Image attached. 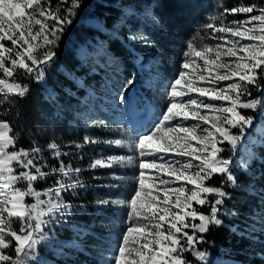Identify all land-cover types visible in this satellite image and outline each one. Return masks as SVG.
Instances as JSON below:
<instances>
[{
    "label": "snow or ice",
    "instance_id": "snow-or-ice-1",
    "mask_svg": "<svg viewBox=\"0 0 264 264\" xmlns=\"http://www.w3.org/2000/svg\"><path fill=\"white\" fill-rule=\"evenodd\" d=\"M70 2L67 14L61 15L52 9L51 0H0V103L29 94L18 76L44 79L45 67L55 57L52 49L81 5V0ZM229 14L245 18L226 23ZM209 19L205 28L215 43L188 45L184 70L168 86L166 111L149 132L134 139L103 141L84 136L83 143L75 145L104 143L134 154L97 158L89 165L93 170L138 168L136 188L128 199L97 201L101 207L128 210V227L110 264H193L188 255L198 264H211L208 253L197 246L212 227L223 226L220 206L229 197L223 183L239 184L233 159L221 155L226 150L222 145L235 153L254 126V116L241 109L264 116V6L225 7L220 16ZM133 84L129 79L125 87ZM251 89L259 95L254 97ZM121 101L125 102L124 96ZM92 123L106 128L103 121ZM13 132L10 121L0 119V264H30L37 246L47 239L44 229L58 219L57 214L72 210L65 193H75L85 184L78 179L83 170L61 159L68 153L57 143L47 145L51 158L58 161L49 171L42 148H17ZM56 175L61 179L54 181V187L36 190L37 182ZM215 176L221 177V186L207 183ZM208 196L215 197L210 215L194 207L205 206ZM29 197L34 202H28ZM230 215L235 218L237 212ZM16 222L19 230L13 227Z\"/></svg>",
    "mask_w": 264,
    "mask_h": 264
},
{
    "label": "rangeland",
    "instance_id": "rangeland-1",
    "mask_svg": "<svg viewBox=\"0 0 264 264\" xmlns=\"http://www.w3.org/2000/svg\"><path fill=\"white\" fill-rule=\"evenodd\" d=\"M208 3H213L207 0ZM255 4L264 6V0H253ZM138 5L139 2H136ZM233 3L226 2V6H230ZM52 9L60 10L61 15H66L67 10L71 8V2H64V0H51ZM137 7V6H136ZM151 8V7H150ZM224 7L217 5L214 9L210 10L208 16L203 17L201 25L195 27V33L190 38L188 45L192 44L194 47L199 48L205 43H215L208 39L211 34V30L206 29L205 25L210 21V17L220 16ZM87 11L81 4L76 10V16L73 19V23L69 25L64 31L61 39L57 42L56 46L52 49L57 54V50L67 42L71 31L75 26L93 27L98 28L99 22L95 18H88L86 16ZM256 14V13H253ZM155 15L145 10L138 12L135 6L132 8L130 5H125L119 14V18L114 23L112 31H115L122 26H125V32L127 35V41L136 44V48L141 50L146 57V61L138 60L139 68L143 73L138 76L135 75L132 63L130 59H116L111 53L105 50L102 44L96 45L91 50V63L98 66L102 71L101 78H91L87 84L86 92L84 93L81 102L83 107L80 110L77 123L80 129L77 131V135L73 136L74 142L69 145L61 144L60 150L67 152V156L61 157L66 163L71 164L74 168L79 167L83 171L79 174L78 179L81 180L85 187L77 189L75 193H65L66 202L72 205V210L66 215L57 214L58 219L53 221L48 228L44 229V233L47 239L43 241L37 247L46 244L53 243L56 247L58 245H65L67 247L76 245V242L86 233H92L93 236L100 238L98 245H91L89 250L85 253H91L97 258L98 264H110L112 256L115 254V250L118 249L122 240V235L128 227L127 209L118 206L101 207L97 201L101 199L116 200V199H128L136 188V174L138 168L133 165L127 168L115 167L113 169H91L90 163L97 158H102L110 155H134L128 152L127 149H121L115 146H110L104 143L97 145H85L82 148H76V144L83 143L84 136H92L99 138L100 140L106 139H134L137 135L149 132L154 124L162 117L167 108L166 94L169 91V85L178 77L182 69V64L185 60V53L189 50L188 47L182 55L179 57L168 58L165 54L158 49V47L152 42V36L147 34L144 30L145 25L160 29V23L157 18L153 19ZM245 18V14L227 15L225 22L232 20H240ZM135 23L137 28L134 30L129 29V23ZM52 23V21H49ZM218 23V22H217ZM111 33V32H110ZM202 63V62H201ZM155 64L163 65L164 70L167 69V74H161L157 72ZM51 64L45 67V72L50 70ZM174 77V78H172ZM171 78V79H170ZM18 82L22 83L26 80H31L40 84L42 81L36 80L35 76H18ZM134 79V84L130 88H126L127 81ZM228 83V82H223ZM253 96H258V93L251 89ZM121 96L125 97V102L121 101ZM219 103V102H216ZM4 103H0V110ZM245 115L254 116V126L251 127L245 134L243 140L250 141L253 148V157L248 155H242L238 153V145L235 153L229 151L227 144L222 145L226 150L221 153L224 158L231 157L234 161L233 171L238 178L239 184L237 187H233L229 183L227 187L232 189L227 201H234L233 196L238 199L240 192L245 188L247 178L245 171L248 166L251 167V175L255 176L252 180L254 192L257 197H260L258 206L264 211V116H259L251 110H240ZM5 114L0 112V116ZM93 121H103L106 128H100L93 125ZM192 123L191 121L188 122ZM124 129V132H121ZM236 131L235 129L233 130ZM36 146V145H33ZM32 146V147H33ZM38 146V145H37ZM69 146L70 148H67ZM41 147V146H38ZM31 149V148H30ZM42 156L47 161L50 171L51 166H58V161L51 158V153L47 146L42 148ZM138 159V158H137ZM146 159H151L146 158ZM235 160H238L236 162ZM247 162L244 166L243 162ZM237 165H241L237 167ZM19 170V169H18ZM150 171V170H146ZM118 177L120 179H118ZM61 179L59 175L50 177L45 181H39L35 184L36 190L46 191L49 187H54V181ZM220 184L222 182L221 177L215 176L207 183L210 185L211 181ZM115 184L116 187L112 185ZM41 185V187L39 186ZM24 187V184L18 185ZM45 186V187H43ZM43 187V188H42ZM191 188V185L187 186ZM237 190L238 192H234ZM47 199V197H43ZM214 196H208V203L201 207L195 205L203 214L210 215L211 202L214 200ZM28 202H34L33 198H26ZM86 202H78L82 201ZM74 204H77L75 206ZM260 210L254 211L252 221L246 222L249 229V234L253 240L260 239V242L264 243V215H260ZM72 213H83L85 221L79 220V216ZM244 221V220H243ZM194 223H199L195 221ZM13 227L19 230V223H14ZM199 236V234H197ZM213 247V246H212ZM9 254L14 255V252L8 250ZM208 258L211 264H221L222 256L215 252H207ZM58 250L55 255L57 257ZM186 255V254H185ZM254 257L260 259V264H264V256H258L254 254ZM195 261L193 264H198ZM224 264H231V260L228 258L223 259Z\"/></svg>",
    "mask_w": 264,
    "mask_h": 264
},
{
    "label": "trees",
    "instance_id": "trees-1",
    "mask_svg": "<svg viewBox=\"0 0 264 264\" xmlns=\"http://www.w3.org/2000/svg\"><path fill=\"white\" fill-rule=\"evenodd\" d=\"M210 1L213 3H208L207 0H81L87 11L86 16L97 19L99 27L75 26L67 42L56 51L50 70L45 72L44 83L23 81L21 84L29 87V94L23 99L12 97L11 102L4 103L0 110L5 113L0 119L10 121L13 127L17 148L30 149L33 145L43 148L50 142L58 145H69L74 142L73 136L77 135L80 129L77 121L83 107L81 100L87 84L91 78L102 77L101 69L91 63V50L96 45L102 44L116 59H130L136 76L140 73L147 75L138 67V60L146 61V57L136 48L135 43L127 41L125 26L112 31L123 6L130 5L132 8L135 6L138 12L149 10L155 15L161 28L155 29L145 25L144 30L152 36V42L158 49L166 57L172 58L184 53L190 38L195 33L194 28L201 25L203 17L208 16L215 6L220 4L230 9L254 2L253 0ZM136 2L139 4L135 5ZM226 2L233 4L226 6ZM129 24V29L137 28L135 23ZM154 68L161 74H167V69L164 70L163 65L155 64ZM238 153L253 157L252 143L243 140L238 147ZM45 160L49 161V159ZM245 176L247 183L240 192V197L236 199L233 196L234 201L226 200L225 204L220 206L223 226L212 227L209 232L203 234L204 242L197 246L198 250L211 251L222 256L221 264H224L225 258L231 260V264H260V259L254 257V254L264 256V243L260 242V239L253 240L251 236L254 235L249 234L251 227L246 225V222H253L254 211L260 210V215H264L263 209L258 206L260 197L254 192L252 180L255 176L251 175L250 166L247 167ZM213 183L214 180L210 185ZM221 183L211 186H221ZM227 184L225 181L223 187L230 194L232 189L228 188ZM78 202L86 201L82 199ZM232 212H237L235 218L230 215ZM72 214L79 216V220L85 221V218L81 217L84 216L83 213ZM98 242L100 238L93 236L92 233H86L76 245L69 247L65 245L56 247L53 243H46L37 247L35 259L31 260L30 264H98V259L94 255L85 253L91 245H98ZM56 250H58L57 257ZM188 259L195 262L190 255Z\"/></svg>",
    "mask_w": 264,
    "mask_h": 264
}]
</instances>
